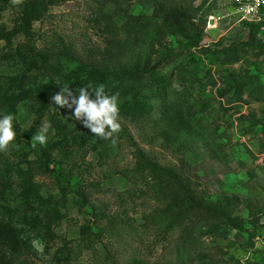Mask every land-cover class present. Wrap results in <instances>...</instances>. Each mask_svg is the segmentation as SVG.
Listing matches in <instances>:
<instances>
[{"label": "rangeland", "instance_id": "1", "mask_svg": "<svg viewBox=\"0 0 264 264\" xmlns=\"http://www.w3.org/2000/svg\"><path fill=\"white\" fill-rule=\"evenodd\" d=\"M187 6L196 46L169 23ZM97 83L118 94L114 145L51 104ZM5 114L0 222L18 248L0 243V264H264V8L0 0Z\"/></svg>", "mask_w": 264, "mask_h": 264}, {"label": "clouds", "instance_id": "2", "mask_svg": "<svg viewBox=\"0 0 264 264\" xmlns=\"http://www.w3.org/2000/svg\"><path fill=\"white\" fill-rule=\"evenodd\" d=\"M74 95L73 91L66 85L52 95L51 104L58 108L64 107L71 110V115L75 120L86 127L94 136L109 140L114 145L119 133L120 123L118 94L108 95L104 91V85L97 86L91 90L90 86L80 87ZM12 114L0 115V151H5L10 142L14 141L16 133L13 130ZM48 124L42 125L34 136H32V146L38 143L43 146L47 142Z\"/></svg>", "mask_w": 264, "mask_h": 264}, {"label": "trees", "instance_id": "3", "mask_svg": "<svg viewBox=\"0 0 264 264\" xmlns=\"http://www.w3.org/2000/svg\"><path fill=\"white\" fill-rule=\"evenodd\" d=\"M56 1L62 2L64 0ZM195 9L197 8L192 9L187 6L185 9L175 12L169 20L170 26L174 30L175 35L193 46L198 45V43L202 40V30L194 21L195 14L193 12ZM99 85L101 84L97 83L96 87ZM154 87H157V92H160V90L162 91V89H160V84L155 83ZM104 91L106 92V86H104ZM131 107L134 108V111L136 112L145 111L147 109L145 104L142 106L140 104H135L131 105ZM0 243L8 245L12 251H16L18 248V242L13 234V230L6 222H0Z\"/></svg>", "mask_w": 264, "mask_h": 264}, {"label": "built area", "instance_id": "4", "mask_svg": "<svg viewBox=\"0 0 264 264\" xmlns=\"http://www.w3.org/2000/svg\"><path fill=\"white\" fill-rule=\"evenodd\" d=\"M231 2L235 11L243 18L256 16L264 7V0H231ZM253 241L264 250V233L256 234Z\"/></svg>", "mask_w": 264, "mask_h": 264}, {"label": "water", "instance_id": "5", "mask_svg": "<svg viewBox=\"0 0 264 264\" xmlns=\"http://www.w3.org/2000/svg\"><path fill=\"white\" fill-rule=\"evenodd\" d=\"M209 23H212V20H210Z\"/></svg>", "mask_w": 264, "mask_h": 264}]
</instances>
